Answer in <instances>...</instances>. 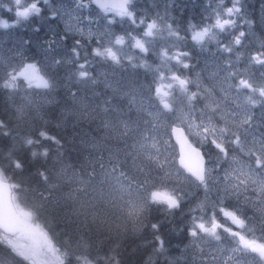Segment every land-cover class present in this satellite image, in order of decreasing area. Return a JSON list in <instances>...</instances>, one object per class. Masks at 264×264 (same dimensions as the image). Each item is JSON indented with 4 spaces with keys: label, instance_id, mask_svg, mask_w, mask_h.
Masks as SVG:
<instances>
[{
    "label": "rangeland",
    "instance_id": "rangeland-1",
    "mask_svg": "<svg viewBox=\"0 0 264 264\" xmlns=\"http://www.w3.org/2000/svg\"><path fill=\"white\" fill-rule=\"evenodd\" d=\"M31 2L34 0H22V4ZM40 2L45 5L40 6ZM39 3L38 7L41 11L38 15H30L15 27L4 29V34L0 35L2 36L0 87L9 78V73L27 63L37 64L41 74H46V78L53 81L55 87L28 88L26 82L20 78L15 89L6 88L10 96L8 105L14 108L11 112V126L15 130L16 138L8 148L14 149L16 146L17 149L21 148L17 142L24 144L26 133L22 134L18 127L32 121V117L37 114L40 117L39 121L45 124H48L46 122L49 119L57 132L60 130L71 134L68 138L72 139L71 141L80 151L81 161L73 167L64 164L56 166L50 172L51 187H39L35 190L33 199L36 204L44 206L46 200H49L51 205L48 210L55 209L53 217L55 224L57 220L66 222L68 229L72 232L76 231L78 236L85 234L86 239L93 236L90 243L98 244L102 241L105 244L108 240L104 236L98 240L94 233L115 230L116 234L118 232L121 234L119 228L142 227L154 207L165 205H151L149 211L145 210L139 216L130 214L134 206L146 199L150 191L164 190L169 183L170 188L167 191L175 190V194L182 197L180 204L185 205L184 213L188 211L191 215L189 219L183 212H179L181 218H184L180 225L189 230L193 215L203 216L206 221H210L212 213L215 212L218 222L222 225L217 229L222 239L215 241L201 233L202 239L199 240L197 247L192 243L193 238L189 235L186 244L180 248H173L172 252L165 250L158 252L152 248L154 241L146 240L141 245L146 248L143 254L145 261L149 260L151 263L159 261L163 264H264L256 253H247L241 258V253L233 252L237 241L223 232L224 227H230L233 231H242L247 237L264 242L261 227L264 222V193L258 192L257 186L249 181L246 191L238 197L230 196L223 199L217 205L215 186L210 184V191L206 195L203 187L197 188L189 183L188 180L192 178L178 166V147L173 142L171 128L175 125L184 127L194 145L208 148V153L212 157L206 168H214L215 165L216 156H213L212 145L210 141H202L195 135L197 130L190 131L187 122L181 124L177 119L181 111L185 113L189 111L186 96L181 94L178 88L174 87L170 90L173 93L168 97L173 106L171 112L164 110L155 96V87L160 83L156 79L157 68L164 71L166 76L171 71H175L178 75L189 79V92H198V97L193 102L196 111L190 114L191 119L200 123L202 115L211 116L217 126H223L224 121L233 112L241 110L237 107L239 104L255 114L257 127L254 135L259 141L261 134L264 133V124L260 123L264 121V97H259L258 92L253 94L258 104L251 107L245 104V93H248V90H241L237 97L234 88L227 93L222 89H227L228 83L235 85L239 78L249 79L255 87L264 86V76L259 72L264 66L251 61L252 55L264 52L260 36L261 33L264 35V0H238V3L237 0H132L131 9L135 13L136 24L126 17L121 19L115 16L113 12L105 13L92 3L87 9L79 12L73 0H48L47 3L39 0ZM234 3L239 8V12L231 17L235 21L234 26L225 32L215 30L218 33L217 40L206 41L203 46L192 41L193 28L198 30L214 24L217 14L232 7ZM10 8L12 11H9ZM179 8L182 11L195 9L192 11L195 19L189 22L183 20L182 11L177 10ZM16 10V5L4 7L0 11V19L15 21ZM54 12L61 25L56 21L52 22ZM141 19L144 21L143 24L139 23ZM152 21L164 26V30L154 37H144L146 25ZM167 25H171L179 33L180 39L168 35ZM58 29L63 30L62 33ZM240 32L245 34L241 38V45L233 44L232 54L221 51L220 45L230 44ZM61 36H66V39L61 40ZM117 36H123L125 39L122 46H117L121 49L120 63H113L93 55V49L99 42L104 46H112ZM133 37L151 41L146 55L132 46ZM53 40L55 43L49 47V43ZM77 40L81 41V45L85 41L91 46L89 52L79 46V58L72 53ZM165 49L170 54L177 51L189 52L190 55L185 60L189 62L190 67L184 69L175 61L163 66L159 53ZM91 57L95 60L99 59L95 65L90 64ZM85 59L88 61L87 70L90 73L87 84L77 82L75 76L78 64ZM54 60H60L61 63H54ZM229 72L236 75L230 77L228 83H223L224 77L228 76ZM259 75L261 80L258 78ZM207 92L211 93L212 106L220 105V109L215 112L206 107L209 103ZM73 93L76 94L75 100ZM106 99H111L112 103L124 109L127 112L126 119L138 120L139 128L133 125L135 130L127 137L119 135V132L123 131L122 126L117 133L105 129L104 114L97 115L91 109L101 105ZM130 101L132 110L128 112ZM56 102L62 105L59 106L58 112L53 113L52 105ZM84 105L88 107L85 108ZM140 105L142 108L138 112L137 107ZM108 116L115 122L114 113H109ZM145 121L150 122L147 125L150 132L144 134L156 136L157 146L162 153L160 160L166 169V174L158 165L144 160L143 157L136 165L128 163L113 167L117 157L121 160L124 158V153L120 150L141 139L139 132L145 129ZM33 128L43 130L37 124H34ZM256 146L258 148L259 144L257 143ZM233 156L241 162L251 163L255 168V157L249 159L245 150L241 155L236 152L229 154V160L222 164L227 171L231 172L229 163ZM141 163L144 165L143 171L139 167ZM256 171L260 172L259 169ZM211 175L216 177L217 171L213 170ZM223 175L224 172L221 171L220 177L222 178ZM183 177H188V180ZM253 179H264V177L258 175ZM13 200L16 210L26 222L25 228L15 236L5 235L0 231V250H7L8 245H12L17 252L22 253L23 255L15 258V264H64L70 255H73V262L69 264L92 263L93 257L91 254L87 255L86 251L70 247L64 251L52 244L44 229L39 227L41 223L36 220L38 213L30 210L29 206H18L14 196ZM201 205L202 207H199ZM241 205L246 207L242 213L238 211V215L246 221L243 230L237 228L230 219L219 212L221 206L232 211L237 210ZM244 212L247 213L246 216ZM249 212H253L254 215H249ZM168 234L170 236L169 231ZM60 243L64 242L59 241ZM25 256L27 259L24 258Z\"/></svg>",
    "mask_w": 264,
    "mask_h": 264
},
{
    "label": "snow or ice",
    "instance_id": "snow-or-ice-1",
    "mask_svg": "<svg viewBox=\"0 0 264 264\" xmlns=\"http://www.w3.org/2000/svg\"><path fill=\"white\" fill-rule=\"evenodd\" d=\"M45 3L48 0H44ZM17 10L15 11L16 20L13 22H9L5 19H0V28L8 29L11 27H15L22 20H26L30 15H38L41 9L38 7L39 0H34L30 4H22V0H14ZM95 4L97 8L101 9L105 13L113 12L115 16H119L121 19L127 18L132 21L133 24H136L135 13L131 9L132 0H119L118 3H110L108 0H73V4L75 5L76 10L83 11L89 7V4ZM238 3V0H237ZM9 11H12L10 8ZM239 12V8L236 6V3L233 4L232 7L227 8L222 13H218L215 18V23L206 26L202 29L193 28L191 39L198 45H205L206 41L217 40V31L225 32L232 26H234L235 21L231 19V17ZM56 13H53V18H55ZM112 21H109L111 23ZM140 24H143L144 21L141 19L139 21ZM39 29H37L38 31ZM164 30V26L158 25L156 21H152L146 25V29L144 31V37H154L158 34H161ZM166 31L169 36L176 37L180 39L179 33L172 28L171 25L166 26ZM244 32H240L239 35L235 36L233 41L230 44H222L220 45L221 51L232 54L233 53V44L236 46L241 45V38L244 36ZM61 40H65L66 36H61ZM134 43L133 47L138 49L140 53L147 54L149 52V47L151 41L142 39V38H132ZM52 43H55L53 40L49 43V47L52 46ZM125 43V39L123 36H117L114 39V44L112 46H104L102 42L98 43V46L93 49V55L95 57H99L104 60H110L113 63H120V47ZM76 47L72 48V53L75 57L79 58V46L81 45V41L77 40L75 42ZM161 64L163 66H167L169 62L175 61L177 65L182 66L184 69H188L190 67L189 62L185 60L186 57L190 55L187 51H177L174 54H170L166 49L162 50L160 53ZM131 60V57H129ZM251 61L254 64L264 66V52H259L251 56ZM54 63H61L60 60H54ZM88 61L85 59L84 62L78 64V69L75 73L77 82H82L87 84L90 80V73L87 70ZM157 77L160 83L155 87V96L159 100V104L162 108L168 112L173 111L172 103L169 101L168 97L172 96V90L174 87L179 89V92L186 96L188 102L187 113L181 111L180 116L177 119L181 124L187 122V127L190 131H195V135L199 136L202 141H210L211 145L217 150V156L214 168H206L205 167V158L201 154V151L197 147H193L192 144L188 143V139L186 136H183V128L180 126H175L171 128V134L176 136L177 143L181 144L182 151L180 156V165L181 167L189 174L192 178L188 180V177H183V179L188 180L189 183L194 184L195 187H203L205 190V194L207 195L210 191V184L216 187L217 192V200L216 204L219 205L223 199H226L230 196H239L242 192L247 190V184L251 181L252 184H255L256 190L260 193H264V179H253V177L261 176L264 177V133L261 134V138L259 141L256 140L254 132L257 127V122L255 120V114L248 110L247 107H241L239 104L238 108H241L239 112H233V114L224 121L223 126H217L216 123L213 122V118L211 116H201L200 123H196V120L190 118V114L195 113L196 108L193 104L198 97V92H189L188 85L190 83L187 77H182L178 75L175 71H171L167 76L164 71H160L159 67L157 68ZM9 78L3 83L2 87L8 89H15L17 87V80L22 78L28 88H36V89H52L55 87L53 81L46 78V74H41V69L38 68L35 63H27L23 65L18 70L11 72L8 74ZM236 74L233 72H229L228 76L224 77L223 83H228L230 77L235 76ZM167 81V82H165ZM95 83V81H92ZM235 89L237 97L239 96L241 90L246 89L248 93H245V104L247 106L255 107L258 104V100L255 98L253 94H259V97H264V86L255 87L249 79L239 78L235 85L228 83L227 89H222L226 93ZM207 96L209 97V103L206 105L213 112L220 109V105L216 104L215 107L212 106L211 101V93L207 92ZM74 100L76 99V94L73 93ZM85 108L88 105H84ZM142 108V105L137 107V111L139 112ZM98 109V111H97ZM132 110V102L130 101L128 112ZM92 112H96L97 115L103 113L104 121L103 127L105 129H111L113 133H117L119 128L122 126L123 131L119 132L121 137H127L128 134L135 129L133 125H136V128H139L138 120H131L130 118L126 119L127 112L122 109L118 104L112 103L111 99H106L101 102V105H97L96 107L91 109ZM223 112V110H221ZM114 113L115 122L111 118H109L108 114ZM86 115H90V113H86ZM154 119L156 117H153ZM149 121H145V129L140 130L139 135L141 139L136 140L131 146L125 147L122 149L124 153V158L121 160L119 157L116 158V164L113 167H119L121 164L131 163L133 165L137 164V161L143 157L144 160L150 161L160 167L162 171L166 174V169L164 165L161 163L160 157L162 156L161 149L157 146L158 141L155 135H145V132H150L147 125ZM264 124V121L260 122ZM0 135L8 136L10 135V130L8 125L0 121ZM39 138L28 137L24 140V144L30 147L31 156L33 158L36 157H47L49 154L48 147H42V150L39 146L42 145L44 140L51 141L56 144L58 147L60 145V141L54 137L49 135L46 131L39 132ZM251 138V139H250ZM257 143L259 147L257 148ZM235 145L236 149H239L241 153L247 150V155L249 159L255 157L254 165L255 168L252 167L251 163L241 162L237 160L235 156L231 158L229 163V167L231 168V172L227 171L222 167L223 162L229 160V150L228 145ZM37 146V147H33ZM187 147V154L184 152V147ZM234 149V151L236 150ZM154 150V151H153ZM11 152L9 153V157H11ZM166 159V157H165ZM12 164L17 169H22L23 164L17 159H12ZM140 170H144V165L141 163L139 165ZM256 169H259L260 172L257 173ZM213 170L217 171L216 177L211 175ZM223 171L224 175L221 178L220 172ZM39 175L44 181H47V175L45 172H40ZM218 181V182H217ZM147 183V181H145ZM144 185H141L143 187ZM182 197L175 194V190L167 191V190H152L147 195L146 199H144L139 205L134 206L132 212L130 214L139 216L145 210L149 211L151 205H165L166 210L177 209L180 207V201ZM199 207H202L199 206ZM219 212L223 214L224 217L231 220L233 224L237 226V228L243 230L246 226V221L240 215H238L237 210H226L225 207H219ZM208 224L209 226H206ZM221 223L218 222L216 213L213 212L210 221H206L203 216L193 215L192 217V225L189 228V235L193 238L192 243L199 247V240L202 239L200 236L201 233L205 234L207 237L212 238L215 241H221L222 237L218 234L217 229L221 228ZM151 228L154 231L159 230V225L153 223ZM223 232L227 233L229 236L235 238L237 241V246L233 249V252L241 253V258H243L244 254L247 253H256L259 255L260 260L264 261V242H259L256 238L247 237L242 231H233L230 227H224ZM155 240L157 241L158 247L156 251L162 252L164 251V241L159 236H155ZM23 255L16 251L15 247L12 245H8L7 250H0V264H15V258L17 256ZM27 259V257H24Z\"/></svg>",
    "mask_w": 264,
    "mask_h": 264
},
{
    "label": "trees",
    "instance_id": "trees-1",
    "mask_svg": "<svg viewBox=\"0 0 264 264\" xmlns=\"http://www.w3.org/2000/svg\"><path fill=\"white\" fill-rule=\"evenodd\" d=\"M12 5H15L14 0H0V11L5 8H8ZM40 6L45 5L44 3L40 2ZM181 10V8L177 9ZM195 10V9H194ZM194 10H181L182 11V19H186V22L192 21L195 17L192 16ZM264 18V15H263ZM182 20V21H183ZM57 22L58 18L55 17L52 19V22ZM185 22V23H186ZM61 25V24H60ZM116 26V25H114ZM62 33L63 30H59ZM4 29L0 28V35L4 34ZM260 32V31H259ZM261 33V32H260ZM263 33L260 34L262 41H263V49H264V35ZM2 36H0L1 38ZM81 49L89 52L91 46L83 41L82 45H80ZM99 59L91 57L90 64L95 65V63ZM264 68V67H263ZM260 69V73L264 76V69ZM259 79L261 76L259 75ZM261 80V79H260ZM264 80V77H263ZM10 99L9 91L6 88L0 87V121L5 122L8 125L10 130V135L3 136L0 135V176L11 182L12 187L14 188L13 196L17 202V205H25L29 206L30 210L33 212L38 213L36 216V220L39 221L41 224L39 227L44 229V232L47 234V237L51 241L52 244L59 247L60 250L67 249L70 247L71 249L75 250H83L88 254H91L93 257V261L91 264H163L159 261H155L151 263L149 260L143 258L145 247L141 246L143 241L146 240H153L154 243L152 244V248L154 250L157 249L158 244L155 240V236L159 235L163 241L165 251H171L173 248H180L181 246L186 244V240L189 236V230L187 227L180 225L184 218H181L179 212H183L185 210V205L172 210H166V206H156L153 210L149 212L148 219L145 222V225L142 227L133 226L132 227H123L121 230V234L118 232L116 234L115 230L110 232H102L94 233L97 235L96 239L101 240L104 236L108 242L103 244L100 241L98 244L90 243L89 241L92 238L86 239L85 234L78 236L77 232L68 229L66 226V222L57 220V223L53 221L55 209L48 210L51 202L46 200V204L44 206H39L36 204V201L33 199V194L36 189L39 187H46L49 188L50 186V172L58 165L64 164L70 167L77 166V164L81 161L80 151L74 145L71 138H68L71 134H66L64 132H57L56 129L53 127L50 120L45 124L39 121V115H34L32 121L26 122L25 125H20L18 129L21 131L22 134L26 136L24 140L28 137L32 138H39L40 131H46L49 135L56 137L60 141L59 147L52 143L51 141L44 140L42 145L39 146L42 150V147L46 146L49 149V154L47 157H36L33 158L31 156V148L26 146L25 144H17L19 145V149L17 146L14 149H9V145L11 142L16 140L15 138V130L11 126L12 119H11V112H13V107L8 105V101ZM65 102V99H63ZM61 103H54L52 105L53 113L58 112L59 106ZM31 115V113H30ZM31 122V125H30ZM34 124L43 128V130H35ZM37 147V146H33ZM204 151L205 157H207V164L210 163V159L212 156L208 153V148L202 147ZM213 149V156H217V150L212 146ZM235 145H228L229 154H234L235 152L241 155L239 149H236ZM11 152V157H9V153ZM17 159L23 164L22 169H17L12 164V159ZM215 162V159H214ZM40 172H45L47 175V181H44L41 176L39 175ZM170 188V184L168 183L164 190ZM231 204V202H229ZM60 207V206H57ZM246 207L244 205L238 206L237 209L240 213H242ZM187 211V210H186ZM190 219L191 215L185 212ZM247 213L244 212V216ZM249 215H254L253 212H249ZM177 222V223H176ZM156 223L159 225V230L154 231L151 228V225ZM174 223L176 225L174 226ZM261 225L262 227V234H264V222ZM170 232L167 235V232ZM175 232H178L176 234ZM65 240V241H64ZM59 241H63L64 243H60ZM76 242V243H74ZM85 243H89L87 246ZM172 252V251H171ZM71 254V251L70 253ZM76 255V254H75ZM73 255H70V258L66 259L64 264H69L73 262ZM103 258H106L104 260ZM166 263V262H165Z\"/></svg>",
    "mask_w": 264,
    "mask_h": 264
},
{
    "label": "water",
    "instance_id": "water-1",
    "mask_svg": "<svg viewBox=\"0 0 264 264\" xmlns=\"http://www.w3.org/2000/svg\"><path fill=\"white\" fill-rule=\"evenodd\" d=\"M110 3H118L119 0H108ZM180 126V125H175ZM173 126V127H175ZM183 128V136H186L188 139V143L192 144L193 147L199 148L201 151V154L205 158V167L207 164V158L204 155L203 149L197 145H194L191 141L189 134L186 133V130ZM172 135V134H171ZM173 142L175 146L178 147V166L183 169L180 165V156L182 147L180 143H177L176 136L172 135ZM184 152L187 154V147H184ZM184 170V169H183ZM184 172L189 176V174L184 170ZM25 223L22 215L19 213V211L16 210L15 203L13 200V188L11 186V183L9 181H6L0 176V231L4 233L5 235H11L15 236L18 235L19 232H22L25 228Z\"/></svg>",
    "mask_w": 264,
    "mask_h": 264
},
{
    "label": "bare ground",
    "instance_id": "bare-ground-1",
    "mask_svg": "<svg viewBox=\"0 0 264 264\" xmlns=\"http://www.w3.org/2000/svg\"><path fill=\"white\" fill-rule=\"evenodd\" d=\"M56 196V195H55Z\"/></svg>",
    "mask_w": 264,
    "mask_h": 264
}]
</instances>
